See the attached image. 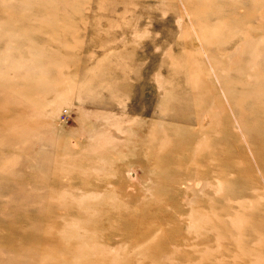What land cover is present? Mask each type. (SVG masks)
I'll return each instance as SVG.
<instances>
[{"label":"rangeland","instance_id":"374dc122","mask_svg":"<svg viewBox=\"0 0 264 264\" xmlns=\"http://www.w3.org/2000/svg\"><path fill=\"white\" fill-rule=\"evenodd\" d=\"M0 264H264V0H0Z\"/></svg>","mask_w":264,"mask_h":264}]
</instances>
